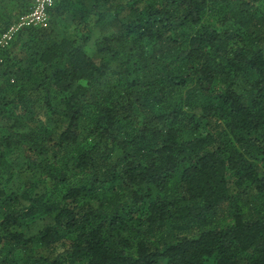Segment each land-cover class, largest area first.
Here are the masks:
<instances>
[{"label": "trees", "instance_id": "1", "mask_svg": "<svg viewBox=\"0 0 264 264\" xmlns=\"http://www.w3.org/2000/svg\"><path fill=\"white\" fill-rule=\"evenodd\" d=\"M49 15L0 54V264H264V0Z\"/></svg>", "mask_w": 264, "mask_h": 264}, {"label": "built area", "instance_id": "2", "mask_svg": "<svg viewBox=\"0 0 264 264\" xmlns=\"http://www.w3.org/2000/svg\"><path fill=\"white\" fill-rule=\"evenodd\" d=\"M32 9L21 14L10 26L8 31L0 39V54L3 49L8 48L14 40L16 34L25 28L40 27L48 28L50 24L49 8L56 0H31ZM1 63V58H0Z\"/></svg>", "mask_w": 264, "mask_h": 264}]
</instances>
